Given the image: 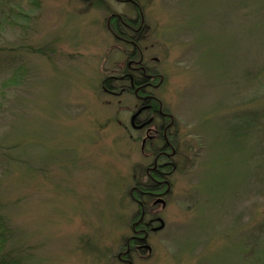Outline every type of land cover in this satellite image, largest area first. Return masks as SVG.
I'll return each instance as SVG.
<instances>
[{
	"label": "rangeland",
	"instance_id": "374dc122",
	"mask_svg": "<svg viewBox=\"0 0 264 264\" xmlns=\"http://www.w3.org/2000/svg\"><path fill=\"white\" fill-rule=\"evenodd\" d=\"M1 1L7 249L23 264H121L132 190L155 157L130 128L135 97L103 82L127 61L113 15L137 13L118 0ZM136 1L163 77L153 92L179 131L163 228L135 264H264V0ZM19 2L27 19L9 11Z\"/></svg>",
	"mask_w": 264,
	"mask_h": 264
},
{
	"label": "flooded vegetation",
	"instance_id": "af4514ba",
	"mask_svg": "<svg viewBox=\"0 0 264 264\" xmlns=\"http://www.w3.org/2000/svg\"><path fill=\"white\" fill-rule=\"evenodd\" d=\"M118 1L132 5L137 17L130 19L113 15V20L115 19V24L119 28V31L114 32L123 42L122 51L126 54L127 61L123 62V68H120L115 75L105 78L103 89L114 97H121L124 94L135 97L136 105L130 118V128L140 135L141 151L145 152L149 149L150 154L155 157L153 164L145 169L148 178L146 183H138L133 187V199L138 206L133 220V234L126 239V243L116 254L121 264H135L136 261L148 259L153 255L148 241L159 224L156 209L163 206L159 201H165V197L171 192L169 180L176 172L173 159L178 155L172 140L178 134L173 136L174 131L177 129L178 132L179 128L174 117L164 111L163 102L153 92L161 88V83L155 82L162 81L163 77L158 70L151 68L146 62L148 58L146 49H142L140 41L144 34V26L140 27L141 7L136 0ZM144 185L153 190H140ZM137 193L139 196L136 195ZM149 206L153 207V210H150Z\"/></svg>",
	"mask_w": 264,
	"mask_h": 264
},
{
	"label": "trees",
	"instance_id": "16d2710c",
	"mask_svg": "<svg viewBox=\"0 0 264 264\" xmlns=\"http://www.w3.org/2000/svg\"><path fill=\"white\" fill-rule=\"evenodd\" d=\"M5 2L6 3L1 1L0 3L7 6L9 4V1H5ZM31 2L40 5V0L39 3L38 0H31ZM21 4H22L21 2L13 4L12 5L13 7L9 9V11H11L15 15H20L24 19H27V15L23 13L22 10L20 11V13L18 12V9L21 8ZM6 19L10 20L9 21L10 23L13 22L11 16H6ZM140 190L152 191L153 189L147 185H144L143 187L140 188ZM136 195L139 196V193H137ZM11 234L12 233L9 224L6 222V219L2 215H0V264H23L19 260V255H21L19 253V250L9 251L7 249L8 243L11 240Z\"/></svg>",
	"mask_w": 264,
	"mask_h": 264
},
{
	"label": "water",
	"instance_id": "95a60500",
	"mask_svg": "<svg viewBox=\"0 0 264 264\" xmlns=\"http://www.w3.org/2000/svg\"><path fill=\"white\" fill-rule=\"evenodd\" d=\"M162 205H163V207H165L166 206V203H165V201H163V200H160L159 201ZM163 228V223H162V225H161V227L159 228V229H157V230H160V229H162Z\"/></svg>",
	"mask_w": 264,
	"mask_h": 264
}]
</instances>
